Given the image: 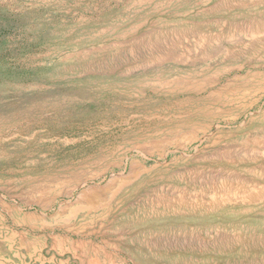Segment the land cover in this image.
<instances>
[{
    "label": "rangeland",
    "instance_id": "obj_1",
    "mask_svg": "<svg viewBox=\"0 0 264 264\" xmlns=\"http://www.w3.org/2000/svg\"><path fill=\"white\" fill-rule=\"evenodd\" d=\"M0 264H264V0H0Z\"/></svg>",
    "mask_w": 264,
    "mask_h": 264
}]
</instances>
